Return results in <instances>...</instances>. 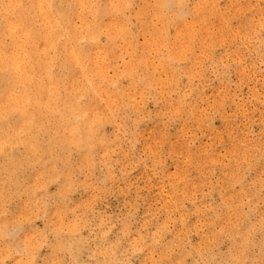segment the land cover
<instances>
[{
	"label": "rangeland",
	"instance_id": "1",
	"mask_svg": "<svg viewBox=\"0 0 264 264\" xmlns=\"http://www.w3.org/2000/svg\"><path fill=\"white\" fill-rule=\"evenodd\" d=\"M0 264H264V0H0Z\"/></svg>",
	"mask_w": 264,
	"mask_h": 264
}]
</instances>
